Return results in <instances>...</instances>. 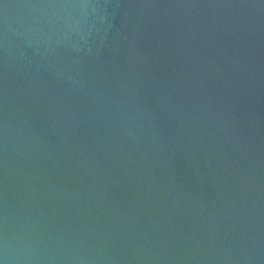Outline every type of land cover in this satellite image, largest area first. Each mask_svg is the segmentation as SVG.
Here are the masks:
<instances>
[{
    "label": "water",
    "instance_id": "water-1",
    "mask_svg": "<svg viewBox=\"0 0 264 264\" xmlns=\"http://www.w3.org/2000/svg\"><path fill=\"white\" fill-rule=\"evenodd\" d=\"M0 264H264V0H0Z\"/></svg>",
    "mask_w": 264,
    "mask_h": 264
}]
</instances>
